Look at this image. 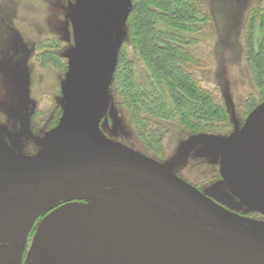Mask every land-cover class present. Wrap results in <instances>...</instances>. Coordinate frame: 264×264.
Instances as JSON below:
<instances>
[{
    "label": "rangeland",
    "instance_id": "374dc122",
    "mask_svg": "<svg viewBox=\"0 0 264 264\" xmlns=\"http://www.w3.org/2000/svg\"><path fill=\"white\" fill-rule=\"evenodd\" d=\"M90 1L0 0V161L16 164L27 157L70 153L81 148V143L64 133L63 124L73 100L81 99L80 87L87 80L79 46L80 7ZM185 1L199 7L208 22L198 25L201 30L196 42L186 46L201 66L195 69L189 63L184 72H190L199 87L224 108L225 121L199 131L191 130L175 116L157 119L155 137L147 135L143 139L129 113L121 110L112 77L106 88L107 106L97 123L98 133L107 143L160 165L203 193L231 219L247 227L264 229V196L244 190L233 179L229 163L237 149L230 138L239 141L250 137L255 141L264 131L263 117L254 123V133L249 132L248 124L264 105V98L258 88V73L247 59L248 47L251 46L253 54L261 46L264 49L261 25L264 0ZM121 3L122 23L113 39L116 64L127 42L131 0H121ZM183 35L186 39L191 37L187 33ZM136 71L143 80L147 70L142 62H138ZM84 145L92 147L94 142L90 139ZM120 174L127 175L122 170L106 167L92 174L50 183L45 188L48 197L75 188L91 189L85 194L87 199L76 205L91 211L96 229L95 245L98 240L103 241L108 256L97 250L89 254L86 264H123L124 256L135 252L155 254L161 247L169 246L182 247L185 258L191 260L183 244L205 253L197 238L218 235L183 226L181 209L189 212L194 220H200L186 200L146 176L130 174V181L123 182ZM4 187L0 185V189ZM93 189H106L107 194L100 195ZM164 191L173 196L170 198ZM26 194L25 189L17 188L0 200L1 235L8 236L19 228L26 209L35 204ZM111 199L113 203L107 202ZM117 201L125 207L119 208ZM54 219L51 213L44 219L42 231L35 235L34 244L37 239L39 242L33 246L37 256L32 264L72 253L70 246L55 240L51 230ZM113 235L121 237L122 246L118 250H124V254L113 249ZM186 238L194 239L193 244L191 239L184 241Z\"/></svg>",
    "mask_w": 264,
    "mask_h": 264
},
{
    "label": "water",
    "instance_id": "95a60500",
    "mask_svg": "<svg viewBox=\"0 0 264 264\" xmlns=\"http://www.w3.org/2000/svg\"><path fill=\"white\" fill-rule=\"evenodd\" d=\"M122 14L121 0H91L80 7L79 46L87 80L80 87L81 99H74L70 104L63 125L64 133L81 143V148L70 153L27 157L16 164L0 161V180L15 183L14 188L30 190L40 198L37 205L50 207L80 192L68 191L46 199L42 189L50 183L106 167L144 175L181 196L209 227L220 231L223 235L218 236L214 242L217 247L220 238H227L226 251L238 252L246 257H264V229L247 227L231 219L205 196L160 165L125 148L109 144L99 135L97 123L107 106L106 88L116 66L113 39L121 26ZM263 117L264 105L251 118L249 132L254 133V123ZM261 132L263 134L258 135L255 141L250 137L249 140L239 141L230 138V143L237 149L233 151L229 163L233 179L244 190L249 189L264 196V131ZM90 139L94 145H84ZM79 213L75 209L69 210L58 220L62 229L71 233H65L70 238L73 236L75 222L87 220ZM80 225H76L77 229L82 227ZM82 230H85V226ZM0 264H16V261L6 258L0 249Z\"/></svg>",
    "mask_w": 264,
    "mask_h": 264
},
{
    "label": "trees",
    "instance_id": "16d2710c",
    "mask_svg": "<svg viewBox=\"0 0 264 264\" xmlns=\"http://www.w3.org/2000/svg\"><path fill=\"white\" fill-rule=\"evenodd\" d=\"M207 22L201 9L185 0H131L127 42L118 55L112 85L139 137H155V120L173 116L199 131L225 121L224 108L199 87L190 72H184L189 63L195 69L201 66L186 46L194 45L201 30L198 25ZM261 25L264 28V18ZM184 33L191 37L186 39ZM258 50L253 54L248 47L247 59L258 73L264 98V49ZM138 62L147 70L143 80L137 76Z\"/></svg>",
    "mask_w": 264,
    "mask_h": 264
},
{
    "label": "flooded vegetation",
    "instance_id": "af4514ba",
    "mask_svg": "<svg viewBox=\"0 0 264 264\" xmlns=\"http://www.w3.org/2000/svg\"><path fill=\"white\" fill-rule=\"evenodd\" d=\"M94 172H91V174ZM126 173L127 175H119L120 180L123 182L130 181V174L132 176L135 175L141 178L145 177L144 175H140L137 173ZM98 178L99 177H96V179ZM0 185L5 186L3 189H0V200L7 198L17 189L14 188L15 183L13 182L0 180ZM93 190L101 193L100 195L103 196L107 194L106 189H98L99 191L97 189ZM25 191L27 192L26 196L29 197L31 202L32 200H35V204L31 203L30 206H28V209H26L24 220L22 221L19 228L15 227L17 229L11 232V234H9L8 236L0 234V249L6 258L15 260L16 264H32L36 262L35 259L37 255H35L36 253L33 249V246L39 241L37 239L34 244L35 235L37 236V234L42 231V229L44 228L43 224L45 223L44 219L48 218L51 213H54L55 218L51 226V230L54 236L58 238L59 241L64 242L68 246H70L72 253L66 256H54L46 260L42 259V261H38L37 264H86V260L89 254H92L97 250H101L102 255L108 256L107 246L104 244L102 245L103 241L98 240V245H95L96 229L91 216V211L85 209L82 206L76 205L77 203H82L81 201L87 199L85 194L91 191L90 188L89 190L75 188L59 192L53 197L68 191H80L66 197L65 199L50 207H44L45 205H37V202L40 201V198L35 197L30 190L25 189ZM44 192L45 188L42 189V193L45 195ZM165 193L169 194L170 198L171 196H173L169 192ZM199 193L205 196L203 193ZM45 197L46 199L53 198L48 197L47 195H45ZM113 201L114 199H111L107 202L113 203ZM117 206L119 208L125 207V205L119 201H117ZM73 209L78 210L80 212V216H85L87 220L75 222V229L72 233L73 236L72 238H70L65 235L66 232L64 229H62L61 224L58 220H60L61 216H63L65 212ZM172 210L174 213H177L178 211L175 207H172ZM191 210H193L192 207ZM180 211L182 214L180 216L184 218V220H182V224L185 228H198L205 231V233H214L215 236L223 235L220 231L209 227L207 225V222H204L201 215L198 214L200 220H194L189 212L185 210L182 211V209ZM191 212L193 213V211ZM159 221L162 222V220ZM80 224L82 225V227H79L77 229L76 225ZM84 226L85 230H82ZM216 237H208L206 239L197 238V242L200 243V246L205 253H203L196 247H191L189 244H183L185 245L188 256L192 257L191 260L185 258V254L183 253L184 249L178 245L179 247H161L155 254L147 253L144 255H139L135 252L131 255L124 256L123 258H121V261L123 264H157L158 262L159 264H209L210 262H212L211 264H264V257H246L240 255L238 252L232 253L231 251H226L225 244L228 242L226 240L227 238H220V245L217 247V245L214 244L217 239ZM187 239H191V243L194 242V239L192 238H186L184 239V241H186ZM151 244L153 243H150V245ZM120 246H122L121 237L119 235H113V249L116 250L117 253L122 254L124 250H118L120 249Z\"/></svg>",
    "mask_w": 264,
    "mask_h": 264
},
{
    "label": "bare ground",
    "instance_id": "6f19581e",
    "mask_svg": "<svg viewBox=\"0 0 264 264\" xmlns=\"http://www.w3.org/2000/svg\"><path fill=\"white\" fill-rule=\"evenodd\" d=\"M54 238H55L56 241L58 240V238H56V237H54Z\"/></svg>",
    "mask_w": 264,
    "mask_h": 264
}]
</instances>
